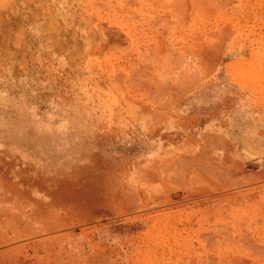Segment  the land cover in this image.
<instances>
[{
    "label": "rangeland",
    "instance_id": "rangeland-1",
    "mask_svg": "<svg viewBox=\"0 0 264 264\" xmlns=\"http://www.w3.org/2000/svg\"><path fill=\"white\" fill-rule=\"evenodd\" d=\"M0 264H264V0H0Z\"/></svg>",
    "mask_w": 264,
    "mask_h": 264
},
{
    "label": "bare ground",
    "instance_id": "bare-ground-1",
    "mask_svg": "<svg viewBox=\"0 0 264 264\" xmlns=\"http://www.w3.org/2000/svg\"><path fill=\"white\" fill-rule=\"evenodd\" d=\"M46 214H47V213H46ZM30 218H31V216H30ZM16 220H17V219H16ZM22 220H24V219H22ZM27 220H29V218H28ZM17 221H18V220H17ZM29 221H31V220H29ZM29 221H28V222H29ZM7 223H8V222H7Z\"/></svg>",
    "mask_w": 264,
    "mask_h": 264
}]
</instances>
